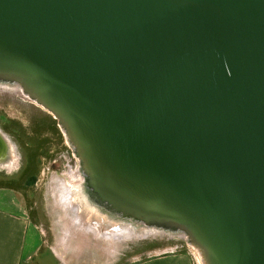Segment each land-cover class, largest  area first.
I'll return each mask as SVG.
<instances>
[{"label":"water","instance_id":"1","mask_svg":"<svg viewBox=\"0 0 264 264\" xmlns=\"http://www.w3.org/2000/svg\"><path fill=\"white\" fill-rule=\"evenodd\" d=\"M0 81L101 204L203 264H264V0H0Z\"/></svg>","mask_w":264,"mask_h":264},{"label":"rangeland","instance_id":"2","mask_svg":"<svg viewBox=\"0 0 264 264\" xmlns=\"http://www.w3.org/2000/svg\"><path fill=\"white\" fill-rule=\"evenodd\" d=\"M0 129L15 145L18 158L12 170L0 168V181L11 180L20 190L18 201L37 229L42 247L52 249L60 264H102L79 257L82 243L91 237L75 232L58 204L54 175L68 177V172L79 167V159L53 115L20 90L0 85ZM18 161L20 170H16ZM33 177L34 184L22 185ZM145 236H133L134 241H125L118 251H112L118 254H112L111 264H135L159 254L186 255L190 264H197L193 246L185 238L160 233Z\"/></svg>","mask_w":264,"mask_h":264},{"label":"bare ground","instance_id":"3","mask_svg":"<svg viewBox=\"0 0 264 264\" xmlns=\"http://www.w3.org/2000/svg\"><path fill=\"white\" fill-rule=\"evenodd\" d=\"M0 85L23 92L21 87L16 84L0 81ZM0 136L6 145V154L0 156V168L10 171L14 168L18 159L15 152L16 148L1 129ZM69 145L75 155L73 145L70 142ZM67 174L68 177L57 176L55 174L53 182L58 192V204L63 208L65 214L63 215L66 218L65 221H68L75 232L91 237V239H85L82 243V253L80 252L81 256L79 254V257L85 259L93 258L102 264H111L114 258L112 254L114 256L118 254L117 252L112 253V251H118L123 246L121 244H124L125 241H134L133 236L141 237L147 234L154 235L160 233L168 236H180L185 238L189 243L187 236L181 231L147 226L132 217H126L120 212L101 204L93 194H89L90 191L86 186L85 175L80 165L75 171L68 172ZM92 240L97 241L95 245L92 244L94 243ZM68 242L69 240L65 242L66 248ZM75 242H79V239L77 238ZM103 245L106 246L104 247L105 250L102 251ZM192 248L197 263L203 264L199 252L194 247ZM95 249L101 253H96Z\"/></svg>","mask_w":264,"mask_h":264},{"label":"crops","instance_id":"4","mask_svg":"<svg viewBox=\"0 0 264 264\" xmlns=\"http://www.w3.org/2000/svg\"><path fill=\"white\" fill-rule=\"evenodd\" d=\"M17 193L0 188V264H60L52 249L42 247ZM138 264H190V259L186 255L159 254Z\"/></svg>","mask_w":264,"mask_h":264},{"label":"trees","instance_id":"5","mask_svg":"<svg viewBox=\"0 0 264 264\" xmlns=\"http://www.w3.org/2000/svg\"><path fill=\"white\" fill-rule=\"evenodd\" d=\"M29 180V179H28ZM35 180H36V177H33L31 180H29V181H26V182H23V186H29V185H32V184H34V182H35ZM13 182H11V180H9V181H7V180H4V181H0V188H10V189H14V190H16V191H18V192H20V190H18L15 186H13ZM21 193V192H20ZM139 262H137V263H135V264H138Z\"/></svg>","mask_w":264,"mask_h":264},{"label":"flooded vegetation","instance_id":"6","mask_svg":"<svg viewBox=\"0 0 264 264\" xmlns=\"http://www.w3.org/2000/svg\"><path fill=\"white\" fill-rule=\"evenodd\" d=\"M19 162H20V161H18V163H17L18 166H17V169H16V170H20V168H21V164H19ZM22 165H23V164H22ZM54 177H55V175H54Z\"/></svg>","mask_w":264,"mask_h":264},{"label":"built area","instance_id":"7","mask_svg":"<svg viewBox=\"0 0 264 264\" xmlns=\"http://www.w3.org/2000/svg\"><path fill=\"white\" fill-rule=\"evenodd\" d=\"M195 256V255H194ZM195 259H196V257H195ZM196 262H197V260H196ZM198 264V263H197Z\"/></svg>","mask_w":264,"mask_h":264}]
</instances>
